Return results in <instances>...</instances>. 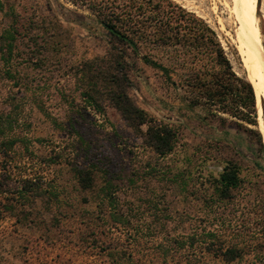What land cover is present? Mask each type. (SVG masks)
<instances>
[{"label":"rangeland","instance_id":"rangeland-1","mask_svg":"<svg viewBox=\"0 0 264 264\" xmlns=\"http://www.w3.org/2000/svg\"><path fill=\"white\" fill-rule=\"evenodd\" d=\"M170 1L201 18L214 31L233 71L245 77L234 41L232 0ZM0 5V22L12 23L18 31L14 65L27 87L22 117L31 124L29 137L45 140L30 147L34 156L71 153L70 157L79 166L94 164L100 170H109L110 176L119 174L115 180L119 184L125 182L121 178L127 173L136 171L145 176L143 172H148L151 178L146 177V181L128 189L120 185L117 193L123 208L134 206L143 210L134 217L143 230L156 218L153 202L159 204L156 214L159 218L167 219L172 210L173 195L170 189L166 191L171 185L165 179L172 176L174 166L186 167L194 175L206 178L210 174L217 177L224 164L233 162L239 169L240 184L232 190L230 199H221L212 189L205 188L200 190L201 201L186 204L185 208L197 218L196 223L204 232V260L208 264L264 263V102L261 98L255 97L256 124L227 114L213 116L206 107L185 110L181 102L173 100L171 86L160 72L129 50L125 53V69H112L119 52L113 50L87 9L64 0H0ZM257 18L264 49L261 12L257 11ZM262 53L264 59V50ZM108 71L127 76L122 89L149 117L178 126L176 151L160 161L156 173L147 171L146 163L153 159L140 146L142 139L111 104L110 88L102 83V73ZM87 93L97 102V107L88 103ZM219 118H224V122ZM141 128L144 130L145 126ZM257 131L263 147L259 145ZM35 168L39 170L41 166L36 163ZM14 170H22V164ZM47 172L53 186L62 180L65 188L62 195L70 198L72 205L50 209L36 205L26 217L33 220L31 223L13 225L14 217L0 218V264H107L109 256L103 246L110 240L124 242L125 236L115 230L111 234L106 231V217L97 213L94 204L82 205L76 201L84 193L76 187L69 166L54 164ZM101 176L102 173H97V183ZM170 218L162 224L159 239L176 228L177 222ZM107 236L112 239L108 240ZM146 236L141 242H156V239L150 241L151 235ZM235 246L242 248V253L234 261H224L225 250ZM145 254L139 249L133 256L146 260L153 256Z\"/></svg>","mask_w":264,"mask_h":264},{"label":"trees","instance_id":"trees-1","mask_svg":"<svg viewBox=\"0 0 264 264\" xmlns=\"http://www.w3.org/2000/svg\"><path fill=\"white\" fill-rule=\"evenodd\" d=\"M64 1L87 9L96 19L108 43L119 52L112 69H125V53L129 50L144 64L160 72L171 86L173 100L181 102L185 110L206 107L213 116L227 114L245 123L256 124V100L251 83L246 76L239 77L233 71L216 34L201 18L170 0ZM17 36L15 25L0 22V218L14 217L13 225L25 221L31 223L33 220L26 217L36 205L47 209L72 205V200L62 195L65 189L62 180L53 186L47 177L51 165L69 166L76 187L84 193L76 201L82 205L94 204L97 213L106 217V231L111 234L115 230L125 236L124 242L110 240L103 246V251L109 256L107 264H208L204 260V232L196 223L197 218H193L194 215L185 207L189 203L198 204L201 201L200 190L205 188L212 189L221 199H230L232 190L240 184L238 166L227 162L217 177L210 174L206 178L194 175L196 173L186 167L174 166L172 176L165 180L171 185L166 191L170 189L174 199L168 218L177 222L176 228L172 234L168 232L164 239H159L162 224L168 218L156 215L159 204L153 202L156 218L151 219L150 226L140 229L134 217L143 210L134 209V206L123 208L118 203L117 193L120 185L128 189L151 178L148 172H143L145 176L136 171L127 173L121 178L125 182L119 184L115 182L119 174L110 176L109 170H100L94 164L79 166L70 157L71 153L67 156L60 152L54 156H34L30 147L45 140L29 137L31 124L22 117L27 87L14 65L18 51ZM102 75V83L110 88L108 93L112 106L142 139L140 146L143 150L152 156L153 161L146 163L147 171L158 172L156 167L160 161L176 151L178 126L151 118L137 107L122 89L126 75L120 77L113 71ZM86 99L90 105H97L89 93ZM219 119L224 122V118ZM142 126H145L144 130ZM257 135L259 145L263 147L258 131ZM17 147L21 150H16ZM36 163L41 166L39 170L35 168ZM19 164H22V170L16 172L14 169ZM97 173L103 174L99 183ZM146 235H151L150 241L156 239V242H141L140 239ZM149 245L151 247H146ZM218 247L221 248L220 245ZM139 249L146 253L145 256H153L149 260L134 258ZM241 253L242 248H228L223 254L224 261H234Z\"/></svg>","mask_w":264,"mask_h":264},{"label":"bare ground","instance_id":"bare-ground-1","mask_svg":"<svg viewBox=\"0 0 264 264\" xmlns=\"http://www.w3.org/2000/svg\"><path fill=\"white\" fill-rule=\"evenodd\" d=\"M232 2L236 24L234 28L236 48L245 69L246 79L251 83L256 99L261 98L264 102V59L262 53L264 49L260 42V24L257 18V11L261 12L264 18V0H232ZM222 3L227 6L226 1ZM258 4L263 9H259Z\"/></svg>","mask_w":264,"mask_h":264}]
</instances>
